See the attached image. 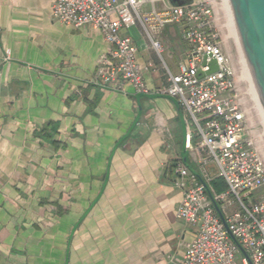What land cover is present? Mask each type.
<instances>
[{
	"label": "crops",
	"instance_id": "crops-1",
	"mask_svg": "<svg viewBox=\"0 0 264 264\" xmlns=\"http://www.w3.org/2000/svg\"><path fill=\"white\" fill-rule=\"evenodd\" d=\"M55 2L0 0V264H177L196 233L176 215L180 112L128 83L93 84L110 45L55 20ZM183 27L155 34L162 61L139 24L123 29L149 94L165 85L164 63L179 71Z\"/></svg>",
	"mask_w": 264,
	"mask_h": 264
},
{
	"label": "built area",
	"instance_id": "built-area-1",
	"mask_svg": "<svg viewBox=\"0 0 264 264\" xmlns=\"http://www.w3.org/2000/svg\"><path fill=\"white\" fill-rule=\"evenodd\" d=\"M156 1L56 0L52 16L75 28L97 29L110 45L93 84L123 91L128 83L136 94L150 91L134 38L123 29L139 24L162 58L164 45L155 34L169 23L183 24L181 37L188 48L177 73L164 63L166 82L160 94L178 100L186 121V149L225 222L205 185L178 158L174 184L183 198L176 215L198 228L177 264H264V128L251 120L218 12L209 0L172 4L165 10L157 9ZM147 4L150 11L144 10ZM212 60L218 70L201 76L199 71L208 72ZM216 179L225 190L217 191Z\"/></svg>",
	"mask_w": 264,
	"mask_h": 264
},
{
	"label": "water",
	"instance_id": "water-1",
	"mask_svg": "<svg viewBox=\"0 0 264 264\" xmlns=\"http://www.w3.org/2000/svg\"><path fill=\"white\" fill-rule=\"evenodd\" d=\"M172 1L175 5L186 4L182 0ZM218 1L233 42L249 94L264 128V0ZM217 70L218 65L215 60H212L210 62V70L208 72L200 70L199 74L204 76ZM143 95L150 98L158 96L168 98L178 108L184 129L182 154L184 162L194 173H196L198 178L205 185L219 216L225 222L221 209L214 200L209 186L199 173L190 166L187 160L189 152L186 149V121L178 100L166 94L143 93H138L137 99L139 100Z\"/></svg>",
	"mask_w": 264,
	"mask_h": 264
},
{
	"label": "rangeland",
	"instance_id": "rangeland-1",
	"mask_svg": "<svg viewBox=\"0 0 264 264\" xmlns=\"http://www.w3.org/2000/svg\"><path fill=\"white\" fill-rule=\"evenodd\" d=\"M209 1L215 6V9L218 12L219 23L221 24V26L223 28V34H224V37H225L226 43H227L226 44L227 45L226 48H227L228 52L230 53V55L232 57V60H233V64H234V66L236 68V75H237V79L239 81V85L241 86L243 91H245L247 93V100H248V106H249V110H250L251 120L257 125V127H260V129H261L263 126H262V123H261L260 118L258 116V113L256 111V108L254 106V103L252 101V98H251V96L249 94V91H248V88H247V85H246V82H245V79H244V76H243V73H242V70H241V67H240V64H239V60H238V57H237V54H236V51H235V48H234L230 33H229V30H228V27H227V24H226V21L224 19V16H223L219 1L218 0H209ZM159 58L162 61L160 56H159ZM192 163L195 166H197L196 162L192 161ZM215 185L217 187V191L220 192L222 190H225V184H220L219 183V185H217V184H215ZM197 228H198V226H195L194 230L196 231Z\"/></svg>",
	"mask_w": 264,
	"mask_h": 264
},
{
	"label": "trees",
	"instance_id": "trees-1",
	"mask_svg": "<svg viewBox=\"0 0 264 264\" xmlns=\"http://www.w3.org/2000/svg\"><path fill=\"white\" fill-rule=\"evenodd\" d=\"M219 183H220V184H223L222 180H220V179H216V180L214 181V184L219 185Z\"/></svg>",
	"mask_w": 264,
	"mask_h": 264
}]
</instances>
